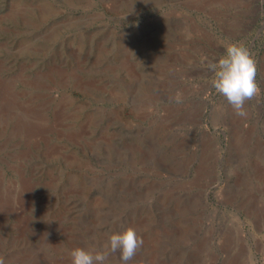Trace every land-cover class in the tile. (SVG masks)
Here are the masks:
<instances>
[{
  "label": "rangeland",
  "instance_id": "1",
  "mask_svg": "<svg viewBox=\"0 0 264 264\" xmlns=\"http://www.w3.org/2000/svg\"><path fill=\"white\" fill-rule=\"evenodd\" d=\"M232 42L257 66L244 117L211 83ZM4 205L0 264L128 227V264H264V0H0Z\"/></svg>",
  "mask_w": 264,
  "mask_h": 264
},
{
  "label": "clouds",
  "instance_id": "2",
  "mask_svg": "<svg viewBox=\"0 0 264 264\" xmlns=\"http://www.w3.org/2000/svg\"><path fill=\"white\" fill-rule=\"evenodd\" d=\"M211 70L215 91L226 98L236 115L246 116L245 101L260 92L256 81V61L249 50L239 43L226 44L223 56L212 63ZM142 243L136 229L128 227L110 233L104 251L94 253L82 247L71 249V264H104L109 253L116 252H119L121 264H128Z\"/></svg>",
  "mask_w": 264,
  "mask_h": 264
},
{
  "label": "bare ground",
  "instance_id": "3",
  "mask_svg": "<svg viewBox=\"0 0 264 264\" xmlns=\"http://www.w3.org/2000/svg\"><path fill=\"white\" fill-rule=\"evenodd\" d=\"M51 27V26H50ZM23 71V70H22ZM16 72V71H15ZM34 73V72H33ZM57 75V74H56ZM40 79V78H39ZM2 83V82H1ZM2 85V84H1ZM3 85H4V83H3ZM7 87V86H6ZM5 88V87H4ZM9 88V87H8ZM6 89V88H5ZM8 90V89H7ZM2 93V92H1ZM4 94V93H3ZM19 94V93H18ZM12 97H14V95L12 96ZM15 98V97H14ZM9 99V98H8ZM11 99V98H10ZM6 101V100H5ZM4 101V102H5ZM12 101H13V98H12ZM5 104V103H4ZM9 104V103H8ZM12 104V103H11ZM10 107V106H9ZM13 109V108H12ZM6 110V109H5ZM27 110V109H26ZM31 110V109H30ZM61 111V110H60ZM20 121H22V120H20ZM23 122V121H22ZM18 126H20V128L21 129H24L26 132H32L33 131V129H34V127L29 123V122H24V123H19V125ZM12 136V135H11ZM17 194V193H16ZM23 197V196H22ZM27 197V196H26ZM17 200H19V197L17 196ZM10 200V199H9ZM20 200L22 201V199L20 198ZM8 202V201H7ZM4 203V202H3ZM22 203V202H21ZM4 210H9V208L7 207V205H4V206H1L0 207V211H4ZM15 211V210H14ZM17 212H19V210L17 211ZM13 213V212H12ZM20 220H22V221H24V218H22L21 216H20ZM25 225V224H24ZM24 259V258H23Z\"/></svg>",
  "mask_w": 264,
  "mask_h": 264
}]
</instances>
